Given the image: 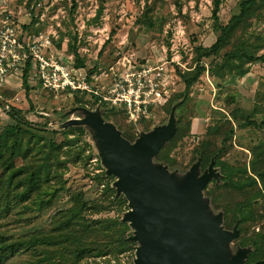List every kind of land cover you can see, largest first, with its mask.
<instances>
[{
    "label": "rangeland",
    "instance_id": "obj_1",
    "mask_svg": "<svg viewBox=\"0 0 264 264\" xmlns=\"http://www.w3.org/2000/svg\"><path fill=\"white\" fill-rule=\"evenodd\" d=\"M242 1L222 0L219 19L215 22L212 0H0V95L6 103L28 111L31 121H51L50 126L66 121L73 113L85 115L88 111L95 112L121 133H133L134 142L150 135L155 127L168 126L171 120L175 121V126L178 122L188 124L183 138L170 152L176 165L172 167L153 159L175 177L179 192H183L184 179L192 168L199 178L208 173L209 165L215 160L211 158L210 163L202 167L201 156L194 153L202 141L213 142L216 156L221 161L238 169L248 167L245 177L252 174L250 165L257 155L264 159V58H261V55L264 57V1L255 5L251 13L233 27L218 54L201 58L200 65L205 66V71L188 91L179 74L189 73L195 68L196 47L212 45L220 34L218 25L227 24L239 12ZM112 30L115 34L106 43ZM74 43L85 63V72L94 85L109 84L113 72L127 68L133 62H166L171 87L169 106H165V102L152 115L144 117L142 123L140 120L133 122L121 110L108 112L105 106L94 102L92 93L81 91L79 95L85 104L80 105L75 104L74 95L67 94L65 90L56 92L44 88L38 79L36 65L39 60L35 54L48 62L69 61L75 65V56L70 48ZM234 47L251 51L257 57L242 59V66L248 69L243 76L227 67L215 66L216 63L223 64L224 54ZM28 61L31 63L28 71L30 100L22 81ZM30 102L32 110H29ZM5 109L7 107H0V125L15 123ZM60 119L65 120L61 122ZM214 127L215 130L208 132ZM86 128L87 133L79 142L86 159L81 164L68 165L65 178L69 188L61 191L42 211L21 206L1 219L0 231L8 238L49 230L53 214L71 205L70 188L82 187L88 197H101L106 178L113 177L110 187L115 189V195L126 197L120 187L119 161L110 154L111 148L106 142L93 129ZM262 160L258 163L259 168L264 166ZM213 167L217 176L209 180L199 194L198 206L204 219L216 224L215 229L236 234V224L229 228L224 224L223 205L247 200L253 194L246 190L221 188L224 174L220 166ZM99 173L105 178H93ZM208 190L222 195L217 199L214 194H208ZM251 200L256 219L254 224H249L248 234L264 231V197ZM129 210L130 207L121 213L114 210L102 215L119 214L121 220L130 224ZM130 226V239H133L136 228ZM135 241L131 251L106 263L139 264V252L145 243L143 240ZM252 250L253 245L242 246L237 237L220 245V251L227 255L229 261L245 254L244 264H247L246 254ZM30 259L29 254L17 252L1 264H25ZM103 261L98 259L96 262ZM83 264L95 263L88 260Z\"/></svg>",
    "mask_w": 264,
    "mask_h": 264
},
{
    "label": "trees",
    "instance_id": "obj_2",
    "mask_svg": "<svg viewBox=\"0 0 264 264\" xmlns=\"http://www.w3.org/2000/svg\"><path fill=\"white\" fill-rule=\"evenodd\" d=\"M212 1L214 4L212 18L217 22L222 0ZM260 1L264 0H243L239 5V12L233 15L227 24L218 25L220 34L217 40L209 47H196L197 63L195 68L189 73L179 72L185 90L188 91L205 71V66L200 65L201 58L218 54L233 27L248 16L255 5L261 4ZM114 34L115 30H112L106 43ZM70 48L75 56V66H85L76 44H72ZM101 52L102 50L100 54ZM253 58H257L253 52L241 51L234 47L232 51L224 54V63H216L215 66L218 68L227 67L234 70L235 74L243 76L248 69L242 66L244 62L242 59L252 60ZM261 58L264 57L261 55ZM30 64L28 61L22 77L28 100H30L31 90L28 84ZM91 72L92 70H89V73ZM80 93L81 91L75 92L73 100L75 104L84 105L85 101L83 97H80ZM91 98L94 102L105 106L104 108L108 112L123 111L119 107L110 106L105 101L100 102L98 96L94 94ZM170 102L171 97L165 106ZM0 107H2L1 104ZM32 109L34 108L30 102L29 110ZM5 112L15 123L0 125V220L21 206L23 209L31 208L38 211L50 206L61 191L69 188L68 180L65 178L68 165L70 163L81 164L86 159L85 150L79 143L87 133L86 126L75 125L49 129L51 121L33 122L27 116L28 111L8 103ZM141 119L140 123L144 121V117ZM64 120L60 119L61 122ZM188 128V124L181 125L178 122L174 134L160 148L155 160L167 163L172 167L175 166V160L170 157V152L183 138ZM211 130H215V127L208 132ZM230 132L233 133L232 128ZM122 135L127 140L134 142L133 133L122 131ZM262 150L263 155L264 149ZM194 153L195 156H201L202 167H206L211 158H215L214 166H220L224 174L221 188L240 192L246 190L250 195L253 194L247 200L223 205L224 224L227 228L236 224L234 227L238 233L239 244L242 246L253 245V250L246 255L247 264L264 261V231L257 230L251 234L247 233L250 228L249 224H254L256 219L251 199L264 197V166L260 168L258 166L262 157L257 155L255 160H252L250 168L253 172L244 177L248 167L244 166L238 169L221 161L216 156L217 152H215L211 141H202L194 149ZM93 178L105 177L99 173ZM112 178H106L101 197H88L82 187L70 188L71 205L53 214L50 229L47 231L29 233L14 238H8L4 232L0 231V264L17 252L27 253L31 256V259L25 264H83L88 260H93L95 264H105L111 261V258L118 259L120 254L131 251L136 241L130 239L131 226L129 222L121 220L119 214L115 216L102 215L114 210L121 213L129 208L127 197L116 196L115 189L110 187ZM207 192L210 195L214 194L217 199L222 195L214 190ZM98 259L104 261L98 263L96 262Z\"/></svg>",
    "mask_w": 264,
    "mask_h": 264
},
{
    "label": "water",
    "instance_id": "obj_3",
    "mask_svg": "<svg viewBox=\"0 0 264 264\" xmlns=\"http://www.w3.org/2000/svg\"><path fill=\"white\" fill-rule=\"evenodd\" d=\"M0 104L7 107L1 95ZM91 113L95 112H86ZM97 116L99 123L90 119H67L48 128L87 126L111 148L110 154L115 155L121 165L118 175L130 207V224L136 228L132 238L145 243L139 252V264H244L245 254L229 261L220 251V245L233 241L238 233L215 229L216 224L207 222L198 206L199 194L208 181L217 176L214 163L209 165L208 173L199 178L192 168L184 179L183 192H179L175 177L153 160L163 143L174 134L175 121L171 120L168 126L155 127L150 135L131 142ZM248 264H264V261Z\"/></svg>",
    "mask_w": 264,
    "mask_h": 264
},
{
    "label": "built area",
    "instance_id": "obj_4",
    "mask_svg": "<svg viewBox=\"0 0 264 264\" xmlns=\"http://www.w3.org/2000/svg\"><path fill=\"white\" fill-rule=\"evenodd\" d=\"M35 56L39 60L36 65L38 79L44 88L56 92L65 90L69 95L77 91L92 93L100 102L121 108L133 122L152 115L171 95L166 62H133L127 68L113 72L109 84L94 85L84 67H76L69 61L48 62L39 54Z\"/></svg>",
    "mask_w": 264,
    "mask_h": 264
},
{
    "label": "bare ground",
    "instance_id": "obj_5",
    "mask_svg": "<svg viewBox=\"0 0 264 264\" xmlns=\"http://www.w3.org/2000/svg\"><path fill=\"white\" fill-rule=\"evenodd\" d=\"M68 119L73 120V121H82L84 119H90V120L96 121L98 123L100 122V119L98 118V116L95 113L85 114V115L73 113L72 115H70L68 117Z\"/></svg>",
    "mask_w": 264,
    "mask_h": 264
}]
</instances>
